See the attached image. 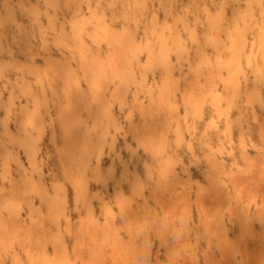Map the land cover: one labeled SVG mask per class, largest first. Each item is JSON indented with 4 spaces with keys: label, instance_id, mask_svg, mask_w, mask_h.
<instances>
[{
    "label": "clouds",
    "instance_id": "9594fccd",
    "mask_svg": "<svg viewBox=\"0 0 264 264\" xmlns=\"http://www.w3.org/2000/svg\"><path fill=\"white\" fill-rule=\"evenodd\" d=\"M0 264H264V0H0Z\"/></svg>",
    "mask_w": 264,
    "mask_h": 264
}]
</instances>
